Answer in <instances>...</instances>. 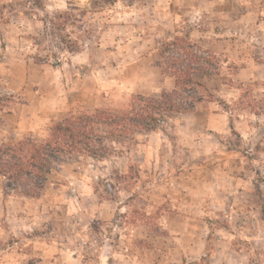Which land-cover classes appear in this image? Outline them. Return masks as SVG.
I'll return each mask as SVG.
<instances>
[{
    "label": "rangeland",
    "instance_id": "obj_1",
    "mask_svg": "<svg viewBox=\"0 0 264 264\" xmlns=\"http://www.w3.org/2000/svg\"><path fill=\"white\" fill-rule=\"evenodd\" d=\"M185 36L204 101L38 198L0 178V264H264V0H0V146L174 91L159 51Z\"/></svg>",
    "mask_w": 264,
    "mask_h": 264
},
{
    "label": "trees",
    "instance_id": "obj_2",
    "mask_svg": "<svg viewBox=\"0 0 264 264\" xmlns=\"http://www.w3.org/2000/svg\"><path fill=\"white\" fill-rule=\"evenodd\" d=\"M159 53L163 63L157 66L174 78V91L164 92L158 99L137 97L124 112L98 111L66 119L57 124L49 139L41 144L26 139L0 146V178L6 181V187L38 198L48 184L54 165L66 158L76 154L105 159L114 146L106 149L104 144L123 145L125 143L116 139L134 141L140 133L157 132L163 123L193 113L204 101L200 93L204 86L196 77L213 75L212 58L201 54L189 36L175 38ZM7 100L0 98V105Z\"/></svg>",
    "mask_w": 264,
    "mask_h": 264
}]
</instances>
